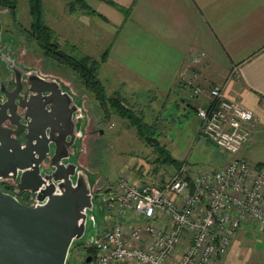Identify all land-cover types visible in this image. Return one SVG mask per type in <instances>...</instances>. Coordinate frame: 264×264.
Masks as SVG:
<instances>
[{
    "label": "crops",
    "instance_id": "obj_1",
    "mask_svg": "<svg viewBox=\"0 0 264 264\" xmlns=\"http://www.w3.org/2000/svg\"><path fill=\"white\" fill-rule=\"evenodd\" d=\"M61 1L48 0L50 9L41 11V18L46 24L54 20L49 12L58 9L59 5L64 8ZM77 1L81 5L72 6L73 9L68 5L63 9L64 20L69 21L78 10L83 12L81 19H78L84 25L92 21L103 28L102 35L99 28L98 31L93 30L96 37L93 40L96 47L99 42L98 48L105 55L103 63L108 70V85L124 101L143 100L147 104L148 114L161 119L157 143L167 149L170 140H164L174 137L170 132L172 122L183 120L177 128L187 125L193 111L197 120L194 141L198 142L203 137L205 142L212 144L199 132L200 119L196 109L210 105L205 89L211 84H219L227 98L252 109L256 118L251 140L238 155L252 165L264 164V0ZM16 10L18 13L17 1ZM29 15L32 20V9ZM79 23L76 30L82 33ZM66 39L64 35V41ZM200 52L203 53L202 57L192 64L191 69L196 72L195 82L203 90L193 93L181 81L180 72L192 63L190 57ZM83 54L90 55L88 52ZM203 144L200 141V145ZM221 152L217 151L214 158L219 156L221 159ZM169 156L179 164L163 167L164 175L159 179L153 178V167L149 163H145V171L140 173L134 171L135 163L131 161L124 163L117 178L124 175L142 182H159L168 178L182 164L191 170L186 157L170 153ZM140 162L144 163L142 160ZM249 234L256 236L251 242L245 239ZM236 247L237 256L242 255L243 258L241 264H263L264 230L253 229L241 233L239 238L232 240L216 264H227Z\"/></svg>",
    "mask_w": 264,
    "mask_h": 264
},
{
    "label": "built area",
    "instance_id": "obj_2",
    "mask_svg": "<svg viewBox=\"0 0 264 264\" xmlns=\"http://www.w3.org/2000/svg\"><path fill=\"white\" fill-rule=\"evenodd\" d=\"M202 54L192 55L180 72L193 93L203 90L191 69ZM205 90L210 105L196 109L199 132L223 152L221 164L200 172L182 164L159 182L120 175L101 192L100 208L107 209L100 225L92 207L86 209L85 229L94 231L80 242L83 256L75 261L67 251L63 264H215L242 223L264 230V164L252 165L238 155L251 140L255 115L227 98L221 85ZM9 183L13 188L5 191L18 198L15 181ZM28 199L34 204L33 196Z\"/></svg>",
    "mask_w": 264,
    "mask_h": 264
},
{
    "label": "rangeland",
    "instance_id": "obj_3",
    "mask_svg": "<svg viewBox=\"0 0 264 264\" xmlns=\"http://www.w3.org/2000/svg\"><path fill=\"white\" fill-rule=\"evenodd\" d=\"M16 1L18 9L16 19L13 18L7 7L0 6V78L5 83L11 78L12 72L7 64L15 60L16 63L37 68L46 76L60 80L64 87L78 100L82 109L81 118L78 121L80 136L75 151L70 158L75 160L90 178L91 190L94 191L90 211L95 215L99 225L103 212L107 209L105 204L103 210L100 208V205L104 203L101 192H104L109 185L117 180L120 168L123 169L124 163L134 162L135 166L133 168L136 169L134 171L140 173H144L145 163H149L153 167L151 168L153 178L159 179L164 175L163 167L174 166V163L168 160L167 154L169 153L178 157H186L191 166L190 171L193 172L211 170L215 164L222 161V158L225 157L224 154L221 159L218 158L219 156L214 158V154L219 151L218 147L205 142L203 137L200 138V141L202 144L204 141L206 145L201 146L200 141H194L197 120L194 118L195 113L192 110L193 117L189 119L187 125L177 128L179 122L181 123L183 120L172 122L171 128L173 129L170 132H173L174 137H167L164 140L165 142L170 140V143L168 142L166 145L167 149L156 142L159 124L162 125L161 119L148 114L147 104H144L143 100L137 102L124 101L119 93L109 86L108 70L106 64L103 63L105 55L102 53L101 48H98L99 42L96 47L93 40H96L93 30L98 31L99 28L102 35L103 28L98 27L92 21L84 25L80 21L83 12L78 10L73 14L74 16H71L69 21L64 20L66 16L63 9L67 8L68 5L69 8L71 6V9H73L72 6L75 8L81 5L79 1L64 0L62 2L58 0V2L61 1L64 8H60L59 5L58 9L49 12L51 19L54 20L48 25L53 28L63 51L77 56L83 54V52H88L89 56L94 57L99 62L100 67L98 65L97 76L106 93L105 99H102L103 101L94 97L92 90L86 85L83 78L69 66L45 56L43 48L40 47L36 39L29 37L25 31L27 27H31L32 20L29 10H34L33 0ZM40 1L39 4L36 3L39 6L40 13L42 10L50 9L51 3L48 0ZM33 17L34 15L32 19ZM78 22H80L79 27H81L80 31L82 33H78L76 30ZM85 29L87 30L85 31ZM64 35L67 38L65 41ZM131 116L139 119V124L134 123ZM138 125H140L139 128ZM100 129H102V132H100ZM168 135L170 136V133ZM209 149H211L210 152ZM140 160L144 163H141ZM9 181L12 182V179L7 178L6 186L12 189L13 186L10 185ZM28 194L29 192L24 190L22 195H16L29 202ZM248 230L252 231L253 227L246 222L242 223L240 228L233 234L231 242ZM93 231L94 228H90L88 225L83 236L72 241L68 253L72 252L73 260L78 261L83 256L85 249L80 242L83 241L87 233ZM247 237L245 239H248L249 242L256 238V236L254 238L250 234ZM237 250L238 247L233 249L232 258L227 264L242 263V255L237 256ZM237 257H239L238 261L236 260Z\"/></svg>",
    "mask_w": 264,
    "mask_h": 264
},
{
    "label": "water",
    "instance_id": "obj_4",
    "mask_svg": "<svg viewBox=\"0 0 264 264\" xmlns=\"http://www.w3.org/2000/svg\"><path fill=\"white\" fill-rule=\"evenodd\" d=\"M7 67L16 87L8 90L0 81V179L12 178L19 190H29L34 204L0 186V264H63L72 241L82 237L86 209L92 207L90 178L70 158L76 134L58 127L76 121L72 111L77 106L57 79L36 71L27 74L26 96L18 95L27 70L13 61ZM17 105L24 108L22 115ZM24 129L21 142L17 134Z\"/></svg>",
    "mask_w": 264,
    "mask_h": 264
},
{
    "label": "trees",
    "instance_id": "obj_5",
    "mask_svg": "<svg viewBox=\"0 0 264 264\" xmlns=\"http://www.w3.org/2000/svg\"><path fill=\"white\" fill-rule=\"evenodd\" d=\"M36 3L39 4V0H33L32 5L34 10H32V12L34 17L31 22V27H27L25 29L27 35L36 39L40 47L43 48V52L46 57L54 59L58 63H64L79 74L85 81L86 85H88V87L92 90L94 97L103 101L102 99H105L106 93L104 91L103 84L97 76L99 62L94 57L87 54H80L77 56L63 51L53 28L46 24L41 18L40 9ZM0 6L7 7L13 18L16 19V0H0ZM131 117L134 123L139 124V119H135L133 116ZM137 127L139 128L140 125ZM161 149L163 148L161 147ZM167 157L168 160L174 164H179V162L170 157L169 154H167ZM9 188L10 187H5V189Z\"/></svg>",
    "mask_w": 264,
    "mask_h": 264
},
{
    "label": "flooded vegetation",
    "instance_id": "obj_6",
    "mask_svg": "<svg viewBox=\"0 0 264 264\" xmlns=\"http://www.w3.org/2000/svg\"><path fill=\"white\" fill-rule=\"evenodd\" d=\"M14 63H16V61L14 60L13 61ZM10 64V63H9ZM16 64H18V65H20L22 68H24V69H26L27 71H25L22 75H21V80H20V82H21V84H20V87H19V89H18V95H20V96H22V97H25L26 96V93H27V88H28V85H27V81H28V75L27 74H29L28 72H30V71H36L38 74H40V75H42V76H45V77H49V76H46V74H43V73H41L40 71H38L37 70V68H34V67H26V66H24V65H21V64H19V63H16ZM31 75V74H30ZM52 78H54V77H52ZM14 75H13V73H12V76H11V78L10 79H8L7 81H6V83L4 82V80L2 79V78H0V81L2 80L3 81V85H4V87L6 88V89H8V90H12L14 87H16V84H15V82H14ZM56 79V78H55ZM58 80V79H57ZM59 82H60V85H61V87L64 89V90H67V88L66 87H64V85L61 83V81L60 80H58ZM68 91V90H67ZM69 92V91H68ZM70 93V92H69ZM71 94V93H70ZM72 95V94H71ZM72 98H73V100H74V102H75V104H76V106H77V109H75L74 111H72V118H74L75 116L77 117V119H76V121L74 120V123L72 124V125H70V126H68V125H64V124H61L60 126H58L59 127V130L60 131H65V132H71V133H73V134H76L75 135V138H74V143H73V147H72V149L75 151V146H76V143H77V141H78V139H79V136H80V132L78 131L79 129H78V121L80 120V118H81V114H82V109H81V106H80V104L78 103V100H76V98L72 95ZM0 100H1V97H0ZM16 111H17V113L19 114V115H22L23 113H24V108L22 107V106H20V105H17L16 106ZM19 120H20V122H22V123H25V120L22 118V117H20L19 118ZM4 124H6V125H9V126H13V127H17V125H11L10 123H9V121H5L4 122ZM74 125H76V126H74ZM25 132H26V130L24 129V130H21L18 134H17V138L21 141V142H23L24 140H25ZM49 147H50V149H52L53 148V144L52 143H50L49 144ZM75 161V160H74ZM44 167H48V165H47V163L46 162H44V165H43ZM51 169V167L50 168H48V170H50ZM13 181H15L14 179H12ZM15 183H16V181H15ZM0 186L2 187V188H4L5 189V187L6 188H8L7 186H6V183L4 182V181H0ZM5 190H8L9 191V189H5ZM26 191H28L29 192V194H28V198L29 197H32L33 196V194L29 191V190H26ZM22 192H24V190H19L18 191V194H20V195H22ZM18 198H19V196H18ZM23 198V197H22ZM22 202H24V203H26L24 200H22L21 198H19Z\"/></svg>",
    "mask_w": 264,
    "mask_h": 264
}]
</instances>
